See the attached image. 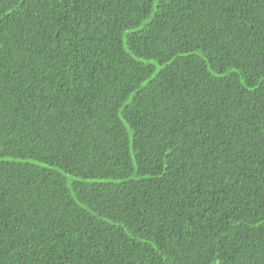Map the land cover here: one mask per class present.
Instances as JSON below:
<instances>
[{
    "label": "trees",
    "instance_id": "obj_1",
    "mask_svg": "<svg viewBox=\"0 0 264 264\" xmlns=\"http://www.w3.org/2000/svg\"><path fill=\"white\" fill-rule=\"evenodd\" d=\"M0 264H264V0H0Z\"/></svg>",
    "mask_w": 264,
    "mask_h": 264
}]
</instances>
